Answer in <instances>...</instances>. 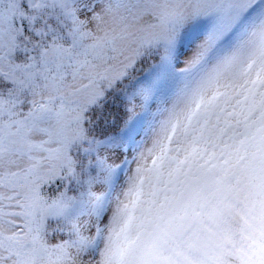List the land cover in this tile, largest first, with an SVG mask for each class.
I'll return each mask as SVG.
<instances>
[{
	"label": "snow or ice",
	"instance_id": "obj_1",
	"mask_svg": "<svg viewBox=\"0 0 264 264\" xmlns=\"http://www.w3.org/2000/svg\"><path fill=\"white\" fill-rule=\"evenodd\" d=\"M0 264H264V0H0Z\"/></svg>",
	"mask_w": 264,
	"mask_h": 264
}]
</instances>
